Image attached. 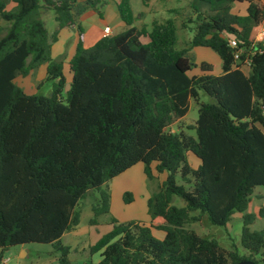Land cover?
Instances as JSON below:
<instances>
[{
	"label": "trees",
	"instance_id": "obj_1",
	"mask_svg": "<svg viewBox=\"0 0 264 264\" xmlns=\"http://www.w3.org/2000/svg\"><path fill=\"white\" fill-rule=\"evenodd\" d=\"M235 2L246 3L245 15L232 13ZM101 3L0 0V264L6 249L27 243L52 244L58 264H73L61 239L80 223L79 202L99 192L90 220L97 224L110 213L108 183L139 162L147 179L158 181L147 203L150 222L110 217L111 230L89 247L101 260L89 264H264V228H250L264 218V205L246 213L255 188L264 187V41L254 36L264 3L191 0L196 17L187 22L195 24L194 35L177 48L173 18L138 28L130 0H119L125 30L86 48L80 17L100 12ZM46 11L57 23L52 35L42 18ZM71 27L78 41L68 81L51 45L60 29ZM229 38L244 49L241 62ZM194 47L213 50L222 73L212 74L208 62L197 64ZM247 58L250 67L243 66ZM42 65L40 85L50 82V94H27L15 79ZM197 66L202 73L191 74ZM201 92L211 101H201ZM191 101L197 120L173 130ZM189 153L200 160L197 168ZM124 198L133 201L131 193ZM175 198L183 203L174 204ZM235 212L243 213L242 253L189 227L205 216L225 226Z\"/></svg>",
	"mask_w": 264,
	"mask_h": 264
},
{
	"label": "rangeland",
	"instance_id": "obj_2",
	"mask_svg": "<svg viewBox=\"0 0 264 264\" xmlns=\"http://www.w3.org/2000/svg\"><path fill=\"white\" fill-rule=\"evenodd\" d=\"M116 0H102L99 7L100 13L94 17L83 21L86 27V32L93 28L94 22L100 24L101 29L104 30L105 24H108L112 29V35L119 34L124 31L126 26L121 21L118 10L116 8ZM191 0H134L133 2V25L141 28L145 26L147 29L151 28V22L155 18L158 22H163L164 19L173 18L177 26L178 42L176 47L183 48L188 46L194 35V23L188 24V19L191 17L195 19L196 12L190 7ZM11 5H9V8ZM244 4L235 2L233 4V13H244ZM202 11L207 10L205 6L200 7ZM44 12L45 20L47 21V30L49 35L55 31V20L51 19L52 11ZM102 16V18H100ZM106 20V23L102 21ZM186 23V27L183 25ZM4 24V22H1ZM93 34V30L89 31ZM95 37H93L94 40ZM90 40V39H89ZM148 41V39H144ZM91 47V46H90ZM89 48V47H87ZM191 53L196 59V63L200 64L205 61L212 65L213 72L220 71V58L209 48H194ZM64 55L57 57V59L64 60ZM200 57H202L200 59ZM67 67V66H66ZM219 70V71H218ZM44 70L37 69L33 74L27 77H17L15 82L22 86L28 92H37L48 96L51 92V83L45 82L39 85V78L41 72ZM200 67H193L191 74H201ZM39 87V89H38ZM201 101L209 102L211 98L205 93L201 92ZM198 118V107L194 101L190 103V109L187 115L172 126L173 130L177 129L178 124L187 125L195 123ZM194 135V132H189ZM165 178V174L160 176ZM158 181H150L144 173V165L139 162L118 175L108 183L111 193L110 213L98 217L97 224H90L93 217L92 205L99 199V192L92 190L88 193L86 198L79 202L78 210L81 212L79 225L70 232H66L62 237V243L70 246L71 251L69 258L73 264H89L90 262L98 263L101 260L100 252L90 254L89 247L95 244L110 228V217H115L120 222L139 221L141 223L147 222L150 218L147 209L148 200L153 192L157 190ZM125 193L133 195V201L126 202ZM183 202L179 198H175L174 204L181 205ZM264 205V187L258 186L255 188L246 213H258L261 206ZM199 235L206 238H215L219 244L227 249H232V244H235L240 253L243 249L240 245L241 232L243 227V213L235 212L231 220L225 226L212 225L207 217H203L201 223H193L189 225ZM252 230H260L264 228V218L258 217L255 222L250 225ZM155 236L160 239L164 233L155 231ZM1 251V250H0ZM5 263L2 264H58V251L55 250L52 244L48 243H27L23 245H16L9 247L4 252ZM259 258V256H258Z\"/></svg>",
	"mask_w": 264,
	"mask_h": 264
},
{
	"label": "crops",
	"instance_id": "obj_3",
	"mask_svg": "<svg viewBox=\"0 0 264 264\" xmlns=\"http://www.w3.org/2000/svg\"><path fill=\"white\" fill-rule=\"evenodd\" d=\"M116 1H119V0H116ZM133 2L134 0H130V5H131V8H132V12H133ZM262 2L264 3V0H262ZM241 4H244L245 7H244V13L242 14H238V15H245L246 14V3H241ZM116 8H117V5H116ZM233 9V7H232ZM51 11H49L50 13ZM48 13V14H49ZM97 13H100V12H97V11H94V10H89L87 12H85L81 17H80V24L83 28V44L84 46L87 48V47H90V46H93L99 39H101L103 37V30L101 29V26L100 24H96L97 22H94L93 24V28H90L88 30V32H86V27L83 25V21L88 19V18H91V17H94L95 14ZM233 13V11H232ZM233 14H236V13H233ZM52 17L51 19L55 20L54 19V13L52 12ZM44 22H45V25H46V28H47V21L45 20V16L43 14L42 16ZM102 18V16L100 17ZM167 20V19H164V21ZM102 21H104L106 23V20L105 19H102ZM158 22L155 18L152 20L151 22V26H152V23L153 22ZM56 22V21H55ZM108 26L110 28V26L108 24H105V27ZM262 24H260L258 27H256V29L254 30V36H255V41H264V36L262 37L261 36V29H262ZM57 29V23L55 25V30ZM150 29V28H149ZM90 30H93V34H90L89 31ZM109 35L111 36L112 35V29L110 28V33ZM116 35V34H115ZM93 37L94 40H93ZM90 39V40H89ZM144 39H147V38H143L142 41L143 42H146L144 41ZM77 41H78V32H77V29L75 27H71V28H63V29H60L58 34H57V40L55 42L52 43L51 45V53H52V57L54 59H57V57H61V55H64L63 58H64V73H65V76L67 77L68 81H70L71 79V74L69 72V67H68V61L70 59V57L73 55V53L75 52V48H76V45H77ZM148 42V41H147ZM194 48H203V47H194ZM193 48V49H194ZM202 57H200L201 59ZM205 62V61H203ZM67 66V67H66ZM40 69L44 70L43 72H41V77L39 78V83H38V86L40 85V83L45 79L46 77V66L45 65H42L39 67ZM38 68V69H39ZM243 70L245 72H248V68H243ZM36 71V70H35ZM35 71H32L29 75L33 74V72ZM219 71V70H218ZM222 73V62L220 60V71L219 72H213L212 71V74L214 75H220ZM28 75V76H29ZM20 86V85H19ZM22 87V86H21ZM23 88V87H22ZM24 89V88H23ZM39 89V88H38ZM24 91L27 93V94H35L37 92H28L24 89ZM182 119L178 120V122H181ZM188 159H189V162L191 163L192 167L193 168H197L198 165L200 164V160L198 158H196L193 154L189 153L188 154ZM163 175V174H162ZM161 176V175H160ZM163 179H161L162 181ZM150 222V218L147 222H144L146 225H148ZM112 228V226H111ZM110 228V230H111ZM109 230V231H110ZM108 231V232H109ZM155 231H158V230H153V234L155 235ZM162 232V231H160ZM164 233V232H163ZM64 236V235H63ZM62 236V237H63ZM165 236V234L163 235L162 238L160 239H163ZM2 263H5V259L3 257V260L1 262Z\"/></svg>",
	"mask_w": 264,
	"mask_h": 264
},
{
	"label": "built area",
	"instance_id": "obj_4",
	"mask_svg": "<svg viewBox=\"0 0 264 264\" xmlns=\"http://www.w3.org/2000/svg\"><path fill=\"white\" fill-rule=\"evenodd\" d=\"M262 29H261V36H264V22L262 23ZM110 33V28L108 26H106L103 30V36H108ZM228 44L231 48L235 49L234 52V58L237 62H241V56L243 55V48L239 47L238 41L235 38H229L228 39ZM243 66L245 67H250V59H246L245 61H243Z\"/></svg>",
	"mask_w": 264,
	"mask_h": 264
},
{
	"label": "water",
	"instance_id": "obj_5",
	"mask_svg": "<svg viewBox=\"0 0 264 264\" xmlns=\"http://www.w3.org/2000/svg\"><path fill=\"white\" fill-rule=\"evenodd\" d=\"M69 87H70V85L67 84V85H66V89H69ZM238 264H256V263L253 262V261H250V260H246V261H242V262H240V263H238Z\"/></svg>",
	"mask_w": 264,
	"mask_h": 264
}]
</instances>
